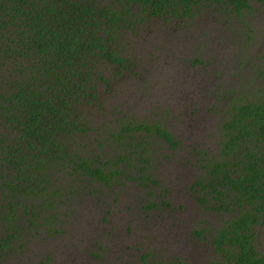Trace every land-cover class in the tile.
Returning a JSON list of instances; mask_svg holds the SVG:
<instances>
[{
    "label": "trees",
    "instance_id": "16d2710c",
    "mask_svg": "<svg viewBox=\"0 0 264 264\" xmlns=\"http://www.w3.org/2000/svg\"><path fill=\"white\" fill-rule=\"evenodd\" d=\"M252 4L264 9V0H0V131H7L0 134V264L23 256L30 239L63 221L52 198L64 197L61 209L87 187L61 195L62 178L109 188L129 166L138 174L129 179L156 183L149 171L158 143L150 140L155 135L176 147L161 125L135 119L118 121L106 133L91 131L92 111L85 118L80 107L102 109L98 86L108 82L99 69L114 67L118 74L133 66L124 46L138 44L148 20H176L177 32L205 10L224 15V27L246 29L245 52ZM261 62L255 77L263 81L260 93L240 96L222 110L220 149L214 160L204 159L207 177L191 187L204 210L226 217L208 240L215 256L210 264H264L255 231L264 215V56ZM111 143L124 154L104 160ZM151 258L147 253L142 261Z\"/></svg>",
    "mask_w": 264,
    "mask_h": 264
},
{
    "label": "rangeland",
    "instance_id": "374dc122",
    "mask_svg": "<svg viewBox=\"0 0 264 264\" xmlns=\"http://www.w3.org/2000/svg\"><path fill=\"white\" fill-rule=\"evenodd\" d=\"M252 5L254 10L245 17L253 27L245 52L241 50L246 29L241 33L239 25L236 31L224 27V15L205 10L177 32L176 20H148L138 44L124 46L134 65L118 74L114 67L99 69L108 82L98 86L102 109L96 104L80 107L85 118L92 111L91 131L106 133L129 119L159 124L177 142L174 152L160 137H152L150 142L164 146L152 145L158 149L152 156L156 165L149 171L156 183L150 185L129 179L138 175L129 166L126 176L109 188L85 178L82 184L76 177L62 178L61 195L72 186L87 187L61 209L64 197L48 199L63 221L49 223L42 237L30 239L27 252L11 264H210L215 259L209 244L190 239V234L218 226L226 217L204 210L191 187L207 177L204 159L214 160L219 151L220 109L240 96L252 99L262 89L263 81L257 84L255 77L264 56V9ZM214 87L219 88L215 94ZM6 132L2 129L0 134ZM109 146L104 160L124 154L114 143ZM154 205L164 213L147 209ZM169 217L173 218L167 221ZM174 219L181 223L178 231ZM255 231L257 248L264 253V219ZM147 253L152 258L143 262Z\"/></svg>",
    "mask_w": 264,
    "mask_h": 264
},
{
    "label": "flooded vegetation",
    "instance_id": "af4514ba",
    "mask_svg": "<svg viewBox=\"0 0 264 264\" xmlns=\"http://www.w3.org/2000/svg\"><path fill=\"white\" fill-rule=\"evenodd\" d=\"M236 85V84H235ZM236 86H238V85H236ZM234 88V87H233ZM240 88V87H239ZM217 89H219L218 87H214V91H213V93L215 94L216 92H217ZM221 113H222V109H220V112H219V114L221 115ZM222 116V115H221ZM220 121H221V119H220ZM220 123V122H219ZM169 147V146H168ZM170 149H168L170 152H174L173 151V149L174 148H171V147H169ZM219 149H220V147H219ZM156 205H154V207H150V209H149V211H152V210H154V211H156L157 209H155L156 207H155ZM166 208H168V206L166 207ZM163 209V208H162ZM162 209H159V211H156V215H160V214H162V213H164V211L162 210ZM164 209H165V207H164ZM171 218H173V217H169V218H167V221L168 220H170ZM263 219H264V215H263V217H262V222H263ZM167 221H166V223H167ZM174 221H175V219H174ZM175 223H177L178 225H179V227H177V231L180 229V222H177V221H175ZM211 227H209L210 228V231H209V235H207V239L205 240V237H204V235H205V230H209V228H206V229H204V231L200 234V235H196L195 233L194 234H190V235H192L191 237H190V239H192V240H198V241H206L207 243H208V240H209V238H210V236L213 234V227L214 226H212V225H210ZM209 244V243H208ZM210 246V245H209ZM211 248V247H210Z\"/></svg>",
    "mask_w": 264,
    "mask_h": 264
}]
</instances>
